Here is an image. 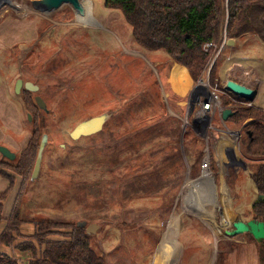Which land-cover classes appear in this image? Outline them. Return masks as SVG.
<instances>
[{"label":"rangeland","instance_id":"obj_1","mask_svg":"<svg viewBox=\"0 0 264 264\" xmlns=\"http://www.w3.org/2000/svg\"><path fill=\"white\" fill-rule=\"evenodd\" d=\"M87 1L97 26H82L69 5L49 15L26 0H11L0 9V145L16 154L9 161L0 153V161L15 164L32 134L33 115L25 89L15 92L17 80L38 85L31 98L41 96L48 109H40L48 144L21 217L85 222V229L97 225L90 243L108 264H158L168 230L178 246L174 254L165 248L166 264H259L260 243L249 234L227 236L218 212L224 208L229 228L239 219H253L259 197L253 162L240 148L246 166H224L221 146L232 139L215 118L218 130L208 133L215 201H196L184 187L188 179H203L206 141L193 125L201 91L188 69L190 77L166 53L140 48L121 12L106 9L104 0ZM222 52L214 85L223 89L228 80H248L259 86L255 105L264 109V45L252 40L246 49ZM105 113L110 118L100 133L71 139L78 124ZM226 126L242 130L235 122ZM177 151L184 168H169L174 162L166 161ZM185 200L203 215L185 211ZM23 232L34 228L24 226ZM15 254L28 264V253Z\"/></svg>","mask_w":264,"mask_h":264},{"label":"trees","instance_id":"obj_2","mask_svg":"<svg viewBox=\"0 0 264 264\" xmlns=\"http://www.w3.org/2000/svg\"><path fill=\"white\" fill-rule=\"evenodd\" d=\"M104 6L122 13L140 48L166 53L188 69L196 83L203 77L211 57V53L204 52V44H220L226 36L225 50L229 52L240 47L246 49L252 40L264 45V0H104ZM230 41L234 44L229 45ZM217 65L218 60L211 70L212 86L217 78ZM24 97L33 115L31 138L15 164L0 161V176L11 184L0 193V264H23L15 252L28 253V264H108L104 256L93 250L90 235L78 224L21 217L45 133L43 113L35 99L26 90ZM232 98L221 96L225 106L239 101ZM233 112L228 122L242 125L241 151L253 162L251 178L258 194L264 196V110L254 105ZM171 162L174 163L169 168H184L182 152H175L166 161ZM213 170L218 172V164L214 163ZM14 175L21 178L20 186L11 212L6 214L5 203L16 182ZM252 209L253 219L264 222V202H255ZM24 226H32L34 232L26 235ZM258 253L259 264H264V242L260 243Z\"/></svg>","mask_w":264,"mask_h":264},{"label":"water","instance_id":"obj_3","mask_svg":"<svg viewBox=\"0 0 264 264\" xmlns=\"http://www.w3.org/2000/svg\"><path fill=\"white\" fill-rule=\"evenodd\" d=\"M5 1L6 0H0V9L3 5L7 4ZM31 5L35 11L45 15H49L55 11H58L63 6L69 5L75 11L76 16L80 18V22L85 23L88 26H97L99 24L96 19L92 16V11L88 12L90 10L91 3H84L82 2V0H34L31 2ZM233 44V41L229 42V45ZM23 88L26 91L34 94L40 91V87L38 85H35L32 82L24 83L22 79H18L15 85V92L17 94H20ZM225 90L234 94L238 98L249 102H254L257 96L256 90L234 80H228L226 82ZM35 102L41 110L45 111L46 113L48 112L46 102L41 96L37 95L35 97ZM233 115L234 112L231 109H226L223 111V120L226 122ZM109 118L110 114L105 113L101 116L93 117L81 122L70 133L71 139L77 141L84 137H91L97 135L103 130ZM29 120L31 121V116H29ZM47 144L48 135L45 134L42 138L41 145L39 147L38 156L32 173L31 181H35L39 176L43 159V152ZM0 153L5 159L9 161H14L16 159V154L3 145H0ZM211 185L213 187V179L211 180ZM256 202H264V196L259 195ZM218 212L220 216V225L225 229V234L227 236L236 237L243 234H250L258 243L264 242V222H258L254 219L245 222L239 219L232 224L231 228H229L230 222L227 219V213L224 211V208L220 207ZM78 226L85 228L86 223H78ZM97 228V225H90L86 228V232L88 235L94 234Z\"/></svg>","mask_w":264,"mask_h":264},{"label":"built area","instance_id":"obj_4","mask_svg":"<svg viewBox=\"0 0 264 264\" xmlns=\"http://www.w3.org/2000/svg\"><path fill=\"white\" fill-rule=\"evenodd\" d=\"M228 44L226 36L220 44L206 43L203 46L205 53H211L210 60L208 62L207 68L204 72L203 77L196 83L195 90H199L200 96L198 101L197 109L194 114L193 125L196 129L200 131V135L204 137L206 141V146L203 150V156L201 161V176L208 175L211 179L212 177V155L209 146L208 133L210 131H217L218 128L213 125L214 119L219 118L223 126L225 127L228 135L231 137L232 142L227 144L223 143L221 146V152L223 155L224 166L238 165L243 166L244 162L240 157V141L242 138V130H231L226 126V122L223 120V111L226 109H241V108H251L254 106V102H249L238 98L234 94L225 90V85L223 89H220L218 85L212 86L210 84L211 70L215 65L216 61L220 57L222 51L226 48ZM248 73V72H247ZM200 88V89H199ZM194 90V89H193ZM192 90V92H193ZM226 95L229 99L236 97L239 101H235L227 106L222 102L221 96ZM188 122V121H187ZM198 131V132H199Z\"/></svg>","mask_w":264,"mask_h":264},{"label":"bare ground","instance_id":"obj_5","mask_svg":"<svg viewBox=\"0 0 264 264\" xmlns=\"http://www.w3.org/2000/svg\"><path fill=\"white\" fill-rule=\"evenodd\" d=\"M7 4H11V0H6L5 1ZM87 2H89V1H87ZM87 2H85V0H84V3H87ZM90 3V2H89ZM88 12H91V7H90V10L88 11ZM90 14V13H89ZM82 24V26L84 25V26H88L87 24H83V23H81ZM182 69H184V68H182ZM185 70V69H184ZM178 72H180L181 73V70L179 69L178 70ZM183 73L184 74H188V72L185 70V71H183ZM188 76H189V74H188ZM190 77V76H189ZM182 80V79H181ZM176 81V80H175ZM188 82H189V87L188 88H191L192 87V85H191V83H190V80H188ZM175 84V83H174ZM176 86V85H175ZM184 86V85H183ZM185 86H186V84H185ZM179 87H180V85H179ZM178 91H179V89H178ZM203 177V179L201 180V181H199V180H192V179H188L187 181H186V184H185V189H187L189 192H193V193H195V196H194V198H195V200L196 201H199V202H201V204H211L212 202H214L215 201V197L213 196L214 194H213V188H212V185H211V178L208 176V175H203V176H201V178ZM200 178V177H199ZM204 179H208V180H204ZM210 179V180H209ZM195 182V183H194ZM194 184H196V187H193L194 186ZM197 187H199V191H198V188ZM192 188V189H191ZM193 190V191H192ZM200 191H201V195L199 194L200 193ZM209 193V195H207ZM213 199V200H212ZM212 200V201H211ZM199 202H197V203H199ZM208 202V203H207ZM184 207H185V211H187V212H189V214L191 213V214H193V215H201L202 213H200V211L199 212H197L195 209H194V207H193V205L189 202V201H187V200H185L184 201ZM207 213V212H206ZM208 214V213H207ZM203 215V214H202ZM176 236L172 233V231H170V230H168L166 233H165V235H164V239H163V242H162V244H161V249H160V251H159V261H158V264H166V262H167V260H168V249L170 250V251H172V253L174 254V252L176 251L175 249L177 248V246H178V241H177V239L175 238ZM170 247V248H169ZM165 248L167 249V250H165ZM169 261V260H168ZM213 261H214V259H213ZM155 264H157V261L155 262ZM212 264H213V262H212Z\"/></svg>","mask_w":264,"mask_h":264},{"label":"crops","instance_id":"obj_6","mask_svg":"<svg viewBox=\"0 0 264 264\" xmlns=\"http://www.w3.org/2000/svg\"><path fill=\"white\" fill-rule=\"evenodd\" d=\"M92 3V2H91ZM115 11V10H114ZM242 66V65H241ZM243 67V66H242ZM185 69V68H184ZM186 71H187V69H185ZM245 73V72H244ZM247 73V72H246ZM252 80V79H251ZM253 82V81H252ZM239 83H241V84H243V85H246V86H248V87H250V88H252V89H254V90H256V92H257V95H258V89H259V86L257 87H254V86H252L251 85V83L247 80L245 83L244 82H239ZM215 86V85H214ZM256 98H257V96H256ZM256 100V99H255ZM254 105H255V101H254ZM256 106V105H255ZM256 107H258V106H256ZM259 108H261V107H259ZM262 109V108H261ZM264 110V109H263ZM230 119V118H229ZM228 119V120H229ZM226 122H228V121H226ZM26 145V144H25ZM27 146V145H26ZM26 146L23 148V150L26 148ZM1 156V155H0ZM1 157H3V156H1ZM0 157V158H1ZM244 162V161H243ZM244 166H246L245 165V162H244V164H243ZM18 179V178H17ZM16 179V182H15V185H14V187H13V189L11 190V192H10V194H9V196H8V198H7V201H6V203H5V212H6V214H9L10 212H11V209H12V207H13V204H14V201H15V198H16V195H17V192H18V189H19V186H20V181H18ZM10 182H9V180H7V179H5V178H3L2 176H0V193H3V192H5V191H7L9 188H10Z\"/></svg>","mask_w":264,"mask_h":264}]
</instances>
